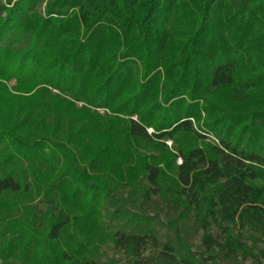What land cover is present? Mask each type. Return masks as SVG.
<instances>
[{
	"label": "trees",
	"instance_id": "1",
	"mask_svg": "<svg viewBox=\"0 0 264 264\" xmlns=\"http://www.w3.org/2000/svg\"><path fill=\"white\" fill-rule=\"evenodd\" d=\"M6 1L0 214L49 215L6 221L0 264H264V0ZM96 222L121 257L59 245Z\"/></svg>",
	"mask_w": 264,
	"mask_h": 264
},
{
	"label": "rangeland",
	"instance_id": "2",
	"mask_svg": "<svg viewBox=\"0 0 264 264\" xmlns=\"http://www.w3.org/2000/svg\"><path fill=\"white\" fill-rule=\"evenodd\" d=\"M1 3H7L6 0H2ZM14 3V2H13ZM44 3L42 5V7H38L37 10H39L43 16H45V2H42ZM3 17H6V14H2ZM16 84V81H12L11 82V86L12 85H15ZM56 92V91H54ZM78 106H82L81 103H78ZM99 112L100 113H105V110H101L99 109ZM135 119H138L137 116L134 117ZM193 121V124L194 126L197 128V129H200L201 126L204 125L205 121H206V114L205 112L202 113V118L200 120V122L198 123L197 121ZM149 132L152 133L153 130L152 128H149ZM201 132V131H200ZM203 134H206V132H202ZM208 135V139L206 140L207 143H211V144H217L219 145L220 142H219V139L215 136V135H212V134H206ZM165 143L168 145V148L170 149V152L173 154V153H176L175 151V143L171 140H167L165 141ZM136 149L139 151V153H141L142 155H153L155 156L159 163L161 164V166H163L164 168L165 167V161L162 157V154L161 152H159L158 150H156L155 148H152V149H148L146 147H144L142 144H136ZM180 163V159L177 160V164ZM6 201L7 203L14 200V199H17V202L21 205V210H17L15 212V216L9 214L7 215L8 218L6 217V219H3L2 215L0 214V218L2 219L0 221V231H4V228L2 229V226H5L7 225V222L8 220L10 219H15V220H18L20 221V223L22 224L23 222H26L28 220V215H27V212L24 208L28 207V208H32L34 206H37L39 207L37 209V212L40 216H42V219H47V216L49 215L48 214V210H47V206L41 202L39 196L34 193L32 196H26L25 198L24 197H18L16 195H7L6 196ZM11 203V202H10ZM41 212V213H40ZM48 214V215H47ZM47 215V216H46ZM99 222H96L95 224H98ZM47 222H45L44 226L42 227L41 229V232L42 234L44 235L47 231ZM22 226V225H20ZM97 228H98V231H96V233L94 234L93 238H91L90 240L88 241H85L83 243V245H78L77 244H73L70 240V238L66 235L64 236L61 240H59V245H62V246H65V245H68L69 246V249L70 251L72 252H78L80 254H82V256L84 257H89V258H97L99 260H102V261H105L107 260L108 258H112V257H121V254L117 251V249L115 248V246L111 243V236L113 235V232L115 229L113 228H102L101 224H98L97 225ZM1 234V233H0ZM11 237V233L10 234H7L6 237L2 240V248L7 244L8 240L10 239ZM1 244V242H0ZM65 244V245H64ZM66 247V246H65ZM56 248L55 245L52 246V249ZM18 252H16L15 254V257H14V262L18 263V264H24L22 263V261L20 260L19 258V250H17ZM46 255L43 254L42 258L43 261L46 263V264H51L50 262V259L48 258V253L45 252ZM3 254H1V250H0V259H2V256ZM40 256L38 257H35V260L39 259ZM34 260V259H33ZM38 261H35V264H37Z\"/></svg>",
	"mask_w": 264,
	"mask_h": 264
}]
</instances>
